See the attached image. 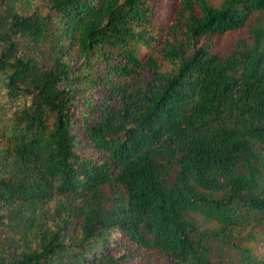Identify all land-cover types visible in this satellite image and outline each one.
Here are the masks:
<instances>
[{
  "label": "trees",
  "instance_id": "16d2710c",
  "mask_svg": "<svg viewBox=\"0 0 264 264\" xmlns=\"http://www.w3.org/2000/svg\"><path fill=\"white\" fill-rule=\"evenodd\" d=\"M152 2L0 0V264H264V0Z\"/></svg>",
  "mask_w": 264,
  "mask_h": 264
},
{
  "label": "rangeland",
  "instance_id": "374dc122",
  "mask_svg": "<svg viewBox=\"0 0 264 264\" xmlns=\"http://www.w3.org/2000/svg\"><path fill=\"white\" fill-rule=\"evenodd\" d=\"M167 1H169V0H166V1L165 0H153V2H152L153 10L156 12L162 11L164 8L168 7ZM208 1L210 3H213V4H218L220 0H208ZM263 17H264V14H263ZM231 37L232 36H228L226 38V40H225L226 46L229 45V40L231 39ZM80 151L84 155L95 156V154H96L91 148L84 147V146L80 147ZM254 251L256 254L264 255V245H262L261 243H256L255 247H254Z\"/></svg>",
  "mask_w": 264,
  "mask_h": 264
}]
</instances>
